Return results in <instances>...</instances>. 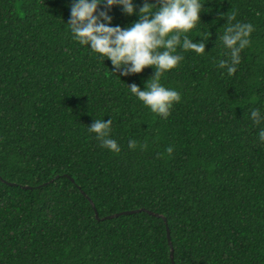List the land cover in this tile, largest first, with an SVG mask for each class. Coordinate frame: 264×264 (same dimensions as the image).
Masks as SVG:
<instances>
[{
    "label": "trees",
    "instance_id": "1",
    "mask_svg": "<svg viewBox=\"0 0 264 264\" xmlns=\"http://www.w3.org/2000/svg\"><path fill=\"white\" fill-rule=\"evenodd\" d=\"M70 2L0 0V264H172L166 227L174 264H264V143L248 118L264 108V0H206L191 33L208 28L206 53L185 51L162 76L181 96L167 117L127 89L151 66L120 75L71 39ZM233 10L255 29L228 75L216 39ZM95 118H111L119 152L88 131ZM137 208L165 221L101 219Z\"/></svg>",
    "mask_w": 264,
    "mask_h": 264
},
{
    "label": "clouds",
    "instance_id": "2",
    "mask_svg": "<svg viewBox=\"0 0 264 264\" xmlns=\"http://www.w3.org/2000/svg\"><path fill=\"white\" fill-rule=\"evenodd\" d=\"M205 2L159 0L156 5L144 0L137 10L133 0H71L68 5L70 15L65 25L72 40L86 45L99 60L109 59L114 68L120 70V75L139 73L146 66H151L153 74L144 82L143 88L131 83L127 84V89L151 112L167 117L173 103L179 102L181 96L176 87L162 82V76L183 60L185 51L196 55L206 53L208 28L198 35L202 39H194L191 35L202 24L200 13L209 10L204 8ZM113 6H119L128 15L135 12L137 19L124 27L113 24L109 14ZM219 15L226 17V22L217 32L220 54L215 58V64L222 74L232 75L241 61L242 50L252 44L251 34L255 25L249 20L236 18L235 10ZM248 118L254 125H259L257 138L264 143V108L251 106ZM111 125V118H95L88 125V131L95 134L102 147L117 153L120 145L110 135ZM127 143L129 148L137 145L133 138H129ZM165 151L171 153L172 146H166Z\"/></svg>",
    "mask_w": 264,
    "mask_h": 264
},
{
    "label": "water",
    "instance_id": "3",
    "mask_svg": "<svg viewBox=\"0 0 264 264\" xmlns=\"http://www.w3.org/2000/svg\"><path fill=\"white\" fill-rule=\"evenodd\" d=\"M23 187L25 188V187H28V186H23ZM90 203H91V205L93 207V211H94L95 218L96 219H99L96 209L94 208V206H93V204H92L91 201H90ZM141 210L146 211L147 213L152 214L154 216H159V217H161L163 219V221H165V217L162 216L161 214H158L156 212H151L150 210H147L145 208H137V209H131V210H122V211H119V212H115V213H112V214L103 216V217H101V219H104V218H113V217H116L118 215L135 213V212H138V211H141ZM166 240H167V243H168V245L170 247L169 248V257H170L171 263L174 264V262H173V248L171 246L170 237H169V230H168L167 227H166Z\"/></svg>",
    "mask_w": 264,
    "mask_h": 264
}]
</instances>
